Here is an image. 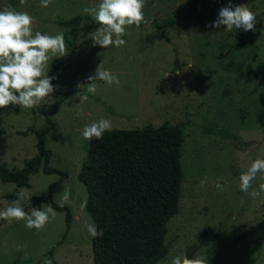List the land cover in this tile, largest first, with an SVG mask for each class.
<instances>
[{
	"label": "rangeland",
	"instance_id": "rangeland-1",
	"mask_svg": "<svg viewBox=\"0 0 264 264\" xmlns=\"http://www.w3.org/2000/svg\"><path fill=\"white\" fill-rule=\"evenodd\" d=\"M187 1L144 0L149 23L125 26L121 37L125 44L104 49L90 38L100 25L82 11L85 6L97 7L101 0H51L46 8L41 0H25L23 5L20 0H0V11L27 12L33 18V36L37 31L64 35L66 29L59 22L90 18L70 36L74 50L68 51L65 40V55L48 61L45 72L59 78L54 92L31 109L19 105L0 109V160L9 170H21L39 156L37 135L28 129L47 126L44 105L55 125L45 136L54 172L31 175L28 188L0 180V210L25 189L24 211H46L51 206L50 186L57 183L52 200L71 214L68 228L66 211L53 208L55 216L49 214L41 230L28 229L23 220L0 219V264H43L52 249L56 264H93L94 237L86 225L94 222L81 208L87 192L78 174L87 156L83 128L101 118L111 121L110 130L159 127L165 122L182 126L178 212L167 224L168 254L157 264H167L170 254L200 258L204 264H264V192L253 199L239 187L240 175L257 158L264 159V0H195L177 24L165 30L169 41L163 39L153 21L167 19ZM229 3L249 7L256 17L254 30L208 27ZM101 63L120 84L98 81L94 95L78 87L88 84ZM75 91L90 95L81 104ZM61 95L64 101L52 107ZM218 179L223 190L215 186ZM251 183L249 192L259 190L264 173ZM64 190L69 201L61 204ZM205 231L219 238L205 244Z\"/></svg>",
	"mask_w": 264,
	"mask_h": 264
},
{
	"label": "trees",
	"instance_id": "trees-1",
	"mask_svg": "<svg viewBox=\"0 0 264 264\" xmlns=\"http://www.w3.org/2000/svg\"><path fill=\"white\" fill-rule=\"evenodd\" d=\"M193 1L179 5L167 19L153 21V25L161 30L163 39L169 41L165 30L177 24L178 17ZM83 20L90 18L77 16L58 23L66 29L64 37L69 52L74 50L70 36ZM145 25L142 23L140 27ZM67 67L68 64L63 65L64 70ZM57 76L52 84L58 82ZM64 99L65 96L61 95L52 107L59 106ZM48 107L44 105L42 109L47 126L40 130L28 129L37 135L39 156L27 161L21 170H9L0 160L2 182L28 188L31 175L54 172L49 168L52 152L45 149V136L55 128L46 114ZM182 143V126L167 122L159 127L108 130L100 139L87 140V156L81 164L78 179L87 192L85 210L97 231H103V236L98 235L92 241L93 264H157L167 256V224L178 212L183 181L180 164ZM64 177L65 174L61 175L59 182ZM56 184H52L49 190L51 206L57 211H66L65 220L69 228L70 212L52 200L51 191ZM203 237L207 244L218 239L219 234L211 236L205 231ZM52 253L53 249L49 259L56 264Z\"/></svg>",
	"mask_w": 264,
	"mask_h": 264
},
{
	"label": "clouds",
	"instance_id": "clouds-1",
	"mask_svg": "<svg viewBox=\"0 0 264 264\" xmlns=\"http://www.w3.org/2000/svg\"><path fill=\"white\" fill-rule=\"evenodd\" d=\"M21 5L25 0H20ZM51 0H41L43 7H48ZM144 0H101L97 7L85 6L82 11L90 15L100 25L90 38L94 46L108 49L109 46L119 48L125 44L121 37L126 34L125 26L147 24L143 13ZM255 14L247 5L233 6L231 3L219 11L218 18L208 27L219 29L224 26L231 32L237 30L252 31L255 29ZM33 18L27 12L14 10L0 11V109L9 105H19L22 109H31L41 104L45 97L54 92L52 79L45 69L52 57L65 55V38L61 31L55 36L41 34L39 31L32 34ZM115 36V39L113 37ZM98 81L107 85H119L118 77L98 66L95 75L88 77L87 85H78L93 95L97 92ZM59 87V86H57ZM18 93V95H17ZM87 95L80 94V103L87 100ZM82 108L78 116L82 115ZM112 127L111 121L101 118L98 122L85 125L82 136L85 140L100 139L103 134ZM258 173H264V159L257 158L252 162L246 172L239 177V187L246 195L253 199L264 192V183L259 185V190H252V181ZM218 190H223V185L217 180L215 184ZM18 199L8 202L4 210H0V219L12 223L13 220L25 221L28 229L41 230L48 223L50 215L55 216L52 206L47 205V210L33 208L28 214L21 206L22 200L28 199L27 190L21 189L17 194ZM61 196V204L69 201V193L64 190ZM87 201L82 202L81 208L86 207ZM90 236H103V231H97L94 224L86 225ZM22 247V246H21ZM43 264H52V260L45 258ZM167 264H204L203 259H188L186 256H171L167 258Z\"/></svg>",
	"mask_w": 264,
	"mask_h": 264
},
{
	"label": "water",
	"instance_id": "water-1",
	"mask_svg": "<svg viewBox=\"0 0 264 264\" xmlns=\"http://www.w3.org/2000/svg\"><path fill=\"white\" fill-rule=\"evenodd\" d=\"M161 84L163 85L164 84V81Z\"/></svg>",
	"mask_w": 264,
	"mask_h": 264
}]
</instances>
